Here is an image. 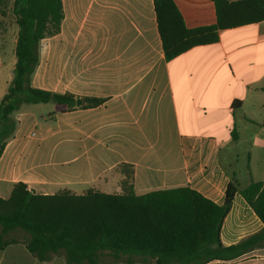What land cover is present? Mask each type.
<instances>
[{
  "label": "crops",
  "instance_id": "1",
  "mask_svg": "<svg viewBox=\"0 0 264 264\" xmlns=\"http://www.w3.org/2000/svg\"><path fill=\"white\" fill-rule=\"evenodd\" d=\"M175 3L188 28L216 23L211 0ZM62 4L61 31L41 41L31 84L74 95L76 104L64 112L54 103L23 105L16 112L15 135L0 159L2 198L19 182L42 195L120 194L122 164L134 169L137 195L190 186L223 205L229 183L239 190L248 186L236 185L233 160L222 150L248 142L264 165V20L222 30L218 42L167 60L153 0ZM0 30L1 101L13 79L18 33ZM84 99L101 103L92 107ZM261 228L236 194L223 243L235 244ZM60 256L42 262L19 243L0 250V264H67ZM207 264H264V248Z\"/></svg>",
  "mask_w": 264,
  "mask_h": 264
},
{
  "label": "trees",
  "instance_id": "2",
  "mask_svg": "<svg viewBox=\"0 0 264 264\" xmlns=\"http://www.w3.org/2000/svg\"><path fill=\"white\" fill-rule=\"evenodd\" d=\"M8 1L0 0L2 15ZM211 1L216 23L188 28L175 0H153L167 60L218 42L222 30L264 20V0ZM12 13L19 27L17 62L0 101V159L15 135V114L23 105L54 103L64 112L76 104L74 95L31 84L40 61L41 41L61 31L62 0H12ZM84 101L92 107L101 103L98 99ZM119 167L124 174L120 194L89 190L76 195L64 190L42 195L25 183L14 184L8 198L0 196V250L20 243L39 261L62 255L67 264H102L106 259L116 263L207 264L237 259L264 248V181H251L240 190L229 183L225 202L218 205L190 186L137 195L133 167ZM236 194L252 209L262 228L226 246L222 228Z\"/></svg>",
  "mask_w": 264,
  "mask_h": 264
},
{
  "label": "rangeland",
  "instance_id": "3",
  "mask_svg": "<svg viewBox=\"0 0 264 264\" xmlns=\"http://www.w3.org/2000/svg\"><path fill=\"white\" fill-rule=\"evenodd\" d=\"M0 29H10L9 34L19 31V27L15 24V17L12 13V0L8 1L5 15H2L0 12ZM2 31L0 30V34ZM16 33V34H17ZM10 36V35H9ZM54 105V104H52ZM222 156L228 157L233 161L231 163V171H235V183L238 187L243 188L251 182L254 181H264V165L261 163L260 155L257 151H251L250 145L248 142L241 144H232L222 150ZM1 193L4 196H9L5 189H1ZM227 232L224 233V236H227ZM244 233H237V237L243 235ZM226 239V238H225ZM24 256L23 254H21ZM58 259H62L61 256ZM31 263L35 259L30 260ZM26 262H29L27 260Z\"/></svg>",
  "mask_w": 264,
  "mask_h": 264
},
{
  "label": "water",
  "instance_id": "4",
  "mask_svg": "<svg viewBox=\"0 0 264 264\" xmlns=\"http://www.w3.org/2000/svg\"><path fill=\"white\" fill-rule=\"evenodd\" d=\"M82 104V101L80 99H77V105L80 106Z\"/></svg>",
  "mask_w": 264,
  "mask_h": 264
}]
</instances>
